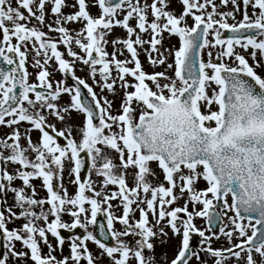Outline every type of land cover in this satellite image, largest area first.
I'll return each mask as SVG.
<instances>
[{
	"label": "snow or ice",
	"instance_id": "6c2138e0",
	"mask_svg": "<svg viewBox=\"0 0 264 264\" xmlns=\"http://www.w3.org/2000/svg\"><path fill=\"white\" fill-rule=\"evenodd\" d=\"M0 63V264H264V0H0Z\"/></svg>",
	"mask_w": 264,
	"mask_h": 264
},
{
	"label": "rangeland",
	"instance_id": "374dc122",
	"mask_svg": "<svg viewBox=\"0 0 264 264\" xmlns=\"http://www.w3.org/2000/svg\"><path fill=\"white\" fill-rule=\"evenodd\" d=\"M69 2L71 3V0H69ZM217 3H219V0H217ZM173 7H176L177 12H179L180 9H179V7H178L177 5H174ZM241 7H243V6L241 5ZM220 10H221V11H230V10H232V6H231V4H229L227 8H222V9H220ZM66 11H71V9H66ZM93 11H95V10H93ZM237 19H240V14H239V13H237ZM229 23H232V21L229 20ZM72 27H79V26H78V25H73ZM45 31H47V29H45ZM115 31H116V34H117V35H123L122 30H120V29H116ZM175 43H176V39H175V38H173L171 41H168V40L166 39V41H165V46L167 47V46H169V44H175ZM60 50L63 51L64 49L61 47ZM108 51H111V47L108 48ZM29 59L31 60V57H29ZM140 59H141V61H142V62L144 63V65H145V70L151 72L152 69H151L150 67H148L147 62H146V58H145V56H144L143 53H141ZM250 63H251V61H250ZM55 67H56L55 64H53V65H52V68H55ZM82 67H83V66H81V65H77L76 74H77L78 76H81V77L87 79V70L84 69V71H81V68H82ZM50 70H51V69H50ZM160 70H162V69H159V68L156 69V71H160ZM28 71H29L30 73H33L32 79H33V81H34V80H35V73H36L37 70H36V69H33V68H31V67L29 66ZM61 78H62V76H61L60 73H58V72L55 73V75H54V79H55V80L58 81V80H60ZM88 82H89L90 84L92 83L91 80H89ZM96 91L99 93V89H98V88L96 89ZM64 99L67 100L68 98H67V97H64ZM109 99H112V97L109 96ZM118 104H119V98H117V106H118ZM82 120H83V117L80 116L76 122L78 123L79 121H82ZM38 135H39L38 133H33V137H34V138L37 137ZM153 167H155V165H154ZM93 178L95 179V177H93ZM64 183H65V186L68 188L69 193H70V194H73V193L75 192V186H73L72 184H70V183L68 182L67 171L65 172V180H64ZM34 184L36 185V188H37V191H38L39 195H40V196H44V195H45V191L40 187V185H41V181H40V180H36V181H34ZM200 187H204L203 182H201ZM9 203H11V196H9ZM116 203H117V202H115V201L113 202V204H116ZM180 203L182 204L183 201H181ZM114 211L116 212L117 215H120V214H121V210H120L119 208L114 209ZM137 215H138V214H137ZM64 219H65L66 221L70 220V218L67 217V216H65ZM19 223H21V222H17V224H19ZM196 223H197V226H198V227H203V226H204V221L201 220V219H197ZM14 226H15V225H11V224L9 225L10 228H11V227H14ZM116 227L119 229V228L121 227V225L117 224ZM90 230H91V229H90ZM76 232H77V233H78V232H81V233H82V230L77 229ZM170 235H171V234H170ZM49 239H50V241H52L53 243H55V241H54L53 238L49 237ZM194 239H197V240H198V237H197V238H194ZM176 243H177V242H176L175 240H173V241L171 242V244H172L171 247H167V246H165L164 248H158L157 251H158V253H159V252H162V251L167 252L168 255H169V258H171V257L175 254V251H176ZM221 243H223V239L221 240ZM193 246H195V245H193ZM214 246L219 247L220 245H219V244H215ZM225 246H226V245H225ZM17 247H19V245H17ZM89 247H90V248H93V251H95L94 246H92V245L90 244ZM45 251H47V249H45ZM67 252H68V248H67V244H66V245H65V255H67ZM193 264H195V262H193Z\"/></svg>",
	"mask_w": 264,
	"mask_h": 264
},
{
	"label": "water",
	"instance_id": "95a60500",
	"mask_svg": "<svg viewBox=\"0 0 264 264\" xmlns=\"http://www.w3.org/2000/svg\"><path fill=\"white\" fill-rule=\"evenodd\" d=\"M0 67H7V66H6V65H3L2 63H0ZM68 83H69V84L72 83V81L70 80V78H68ZM98 220L101 221V222H103V218H102V216H98ZM78 234H82V233L78 232ZM62 235H64L65 237H67L69 234L66 233V232H64V231L62 230Z\"/></svg>",
	"mask_w": 264,
	"mask_h": 264
}]
</instances>
